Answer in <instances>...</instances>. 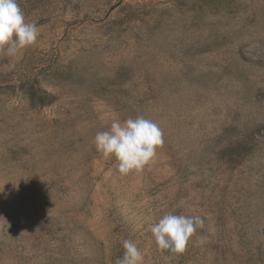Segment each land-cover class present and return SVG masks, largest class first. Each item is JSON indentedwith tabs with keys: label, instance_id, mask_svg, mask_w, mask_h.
I'll return each instance as SVG.
<instances>
[{
	"label": "rangeland",
	"instance_id": "1",
	"mask_svg": "<svg viewBox=\"0 0 264 264\" xmlns=\"http://www.w3.org/2000/svg\"><path fill=\"white\" fill-rule=\"evenodd\" d=\"M18 3L39 37L0 54V264H116L126 239L144 264H264V0ZM137 116L163 143L122 176L94 138ZM168 212L205 227L165 260Z\"/></svg>",
	"mask_w": 264,
	"mask_h": 264
},
{
	"label": "clouds",
	"instance_id": "2",
	"mask_svg": "<svg viewBox=\"0 0 264 264\" xmlns=\"http://www.w3.org/2000/svg\"><path fill=\"white\" fill-rule=\"evenodd\" d=\"M38 37L37 24L27 21L18 0H0V54L14 59L33 46ZM94 143L97 152L105 158H115L117 170L123 176L143 169L154 160L163 143V130L158 123L144 116L128 118L124 122L113 119L107 130L96 133ZM204 227L205 218L199 215L173 212L148 224L157 250L169 254L165 260L182 255L194 242L197 229ZM196 239L203 243L205 238L197 236ZM122 247L123 257L116 264H144V255L136 242L126 239Z\"/></svg>",
	"mask_w": 264,
	"mask_h": 264
}]
</instances>
